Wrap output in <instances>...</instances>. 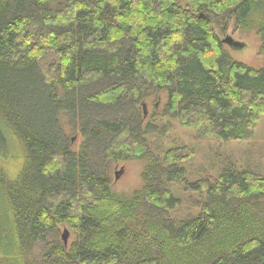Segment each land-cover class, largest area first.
I'll return each mask as SVG.
<instances>
[{"label":"trees","instance_id":"obj_1","mask_svg":"<svg viewBox=\"0 0 264 264\" xmlns=\"http://www.w3.org/2000/svg\"><path fill=\"white\" fill-rule=\"evenodd\" d=\"M185 1L0 0V264H264V175L226 167L213 184L187 183L190 153L155 157L142 128L157 91L162 116L218 141L249 139L264 115V65L235 60L216 33L232 20L255 31L264 62V0ZM131 160L144 163L142 186L118 194L105 169ZM183 182L205 198L176 222L169 184Z\"/></svg>","mask_w":264,"mask_h":264},{"label":"rangeland","instance_id":"obj_2","mask_svg":"<svg viewBox=\"0 0 264 264\" xmlns=\"http://www.w3.org/2000/svg\"><path fill=\"white\" fill-rule=\"evenodd\" d=\"M186 6L185 0H179ZM222 39L229 37L239 44L237 47L226 45L231 56L247 66L260 69L264 65L262 56L259 55L260 39L255 31L243 32L236 30L233 20L225 33L216 30ZM166 102V93L157 91L147 95L139 107L144 113L142 128L150 123L153 133L147 136L153 155L159 159L171 148H181L183 155L190 153V158L182 161L185 169V181L194 184L198 180H207L215 183L221 171L229 167L236 172L244 170L253 171L264 175V115L259 118L253 135L242 141H218L212 138L199 136L194 130L187 129L179 124L176 119L162 116ZM60 126L65 135L70 139L72 150H77L82 142L78 124L71 125L68 115L64 112L59 115ZM7 148L10 151L19 149V144L12 138H7ZM11 153V152H10ZM144 167L142 161L131 160L127 162H111L105 169L106 177L110 180V188L123 195H130L142 186L141 172ZM115 173L118 178L115 179ZM185 183H171L169 188L175 198L180 201L179 206L169 213V217L176 222L194 218L204 202V192H192L185 189ZM0 231L5 229L6 203L0 197ZM4 201V203H2ZM57 238L60 242L62 234H67V245L74 239L73 232L66 225L58 227ZM43 247H34L33 256L39 260ZM40 262V261H39ZM41 264V263H40Z\"/></svg>","mask_w":264,"mask_h":264},{"label":"water","instance_id":"obj_3","mask_svg":"<svg viewBox=\"0 0 264 264\" xmlns=\"http://www.w3.org/2000/svg\"><path fill=\"white\" fill-rule=\"evenodd\" d=\"M223 43L229 45L230 47H231V46H232V47H237V46H239V44H237L236 42H233L232 39L229 38V37H226V39L223 40ZM118 174H119V173H118ZM118 174L115 173V179L118 178ZM62 240H63V243H64L65 245H67V234H66V233H65V234H62Z\"/></svg>","mask_w":264,"mask_h":264}]
</instances>
